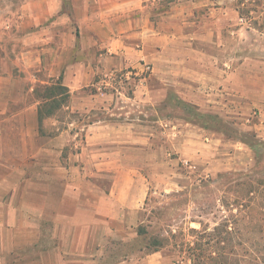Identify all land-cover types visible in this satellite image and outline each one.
<instances>
[{"label":"rangeland","instance_id":"1","mask_svg":"<svg viewBox=\"0 0 264 264\" xmlns=\"http://www.w3.org/2000/svg\"><path fill=\"white\" fill-rule=\"evenodd\" d=\"M128 1L127 5L115 3L110 15L104 14L113 19V27L110 35L106 28L101 29L103 64H98L96 85L79 94L104 93L103 102L90 112L67 108L56 112L44 121L42 134L53 138L64 134L67 143L58 153L63 167L95 179L109 192L114 175L95 165L103 156L96 160L89 155L93 146L86 140L85 126L134 123L147 144L137 143L135 152L126 155L133 166L122 168L142 181V190L137 192L147 193V198L127 217L118 236L105 237L101 245L73 242L63 246L66 254L59 253L57 247L56 254H48L47 239L42 240L43 252L30 246L22 250L11 244L17 234L8 232L0 240L4 244L0 249L15 251L13 255L0 253V264H191L186 245L190 243L203 264L255 262L247 252L246 206H264L260 187L264 184V101L223 94L217 88L215 96L203 99L198 107L183 103L173 88L166 91L162 83L184 61L197 58L198 52L214 56L223 67L229 62L235 68L246 56L264 61V0ZM240 9L247 11L245 22ZM3 14L0 7V17ZM145 25L150 26V33L141 34ZM261 64V68H253L252 79V71L249 73L252 89L264 86ZM15 76L23 80L24 102L12 104L11 114L33 104L34 97L38 99L33 88L53 84L44 69L28 73L17 68ZM149 89L152 95L166 94V98L143 100ZM1 138L15 142V135L7 131ZM113 147L100 145L103 149L97 152L107 157ZM194 153L202 156H190ZM246 174L249 180H244ZM120 179L124 180L121 172ZM243 181L251 182L250 189L257 190L251 200L245 195L249 188L246 190ZM228 230L233 232L228 235ZM152 235L171 241L165 249L148 253ZM260 255L257 263L264 264V254Z\"/></svg>","mask_w":264,"mask_h":264},{"label":"crops","instance_id":"2","mask_svg":"<svg viewBox=\"0 0 264 264\" xmlns=\"http://www.w3.org/2000/svg\"><path fill=\"white\" fill-rule=\"evenodd\" d=\"M120 1L129 4L128 0H0L4 13L0 17V240L8 232L15 233L17 240L11 244L22 250L30 246L43 252L44 239L49 241L47 253L52 255L56 254L55 247L66 254L64 247L73 242L101 245L105 237L119 235L127 217L135 214L147 198V193L137 192L142 181L122 168L133 166L126 155L135 152L137 143L147 144L134 123L95 122L85 126L86 140L93 146L89 147L93 153L89 155L96 160L103 156L102 162L95 165L114 175L111 190L106 192L95 179L75 175V170L63 167L58 153L64 149L66 139L64 134L43 137L38 119L40 100L34 97L33 104L15 114L9 111L12 104L24 102L20 89L24 83L15 76L17 68L28 73L47 70L53 83L62 77L71 93L66 107L71 112H90L103 102L104 93L79 94L97 83L94 76L101 67L98 64H103L104 51L101 29L109 31L113 27V19L104 14L110 15V6ZM147 27L141 34L150 33ZM196 56L184 61L170 79L163 80L166 91L173 88L179 100L198 107L203 99L215 96L217 88L223 94L264 101V86L252 89L248 83L253 68H261L264 61L246 56L233 68L229 62L224 67L218 65L214 56L203 52ZM33 78L35 83L37 79ZM165 98L166 94L155 96L149 89L143 100L157 102ZM6 131L15 135V142L2 140ZM104 144H114L107 157L97 152ZM14 251L0 249L4 255H13Z\"/></svg>","mask_w":264,"mask_h":264},{"label":"trees","instance_id":"3","mask_svg":"<svg viewBox=\"0 0 264 264\" xmlns=\"http://www.w3.org/2000/svg\"><path fill=\"white\" fill-rule=\"evenodd\" d=\"M244 7L246 5H243ZM241 19L245 22L248 20L244 16L247 11L239 10ZM35 95L40 100V106L38 110V119H39V127L41 133L44 132L43 123L46 119H49L55 116L56 112L61 111L62 109L66 108L71 99V93L68 87H66L62 83V77L57 80L55 83L50 85H42L39 86L37 90H35ZM181 101V100H180ZM183 102V101H182ZM185 103V102H183ZM228 176V175H226ZM250 178L249 174L244 176V180ZM249 180V179H248ZM242 185L248 186L245 193L247 198L253 197V195L257 192L255 189L251 188V182L243 181ZM261 189L264 190V184H261ZM262 198V204L264 205V194ZM251 200V199H250ZM246 208L248 212L246 213L248 223L245 228V238H246V245H247V252L249 259L255 261L252 264H258L260 254H264V206H260L257 203H251V205H247ZM234 223V222H233ZM226 227L230 229L229 224L227 223ZM233 231L228 230V235L231 234ZM147 233V232H145ZM139 234H142L141 232ZM174 239V237H172ZM232 239V238H231ZM171 241L167 237H160L159 235H152L149 238V244L147 245L148 253H155L165 249L167 247V243ZM263 241V242H259ZM185 245V244H184ZM187 249H189V257L191 264H203V261L199 259V255L196 252V248L190 244H186ZM262 246V248H260ZM186 249V250H187ZM185 251V250H184ZM182 251L180 250V253ZM261 260V259H260ZM222 264H228L223 262Z\"/></svg>","mask_w":264,"mask_h":264}]
</instances>
